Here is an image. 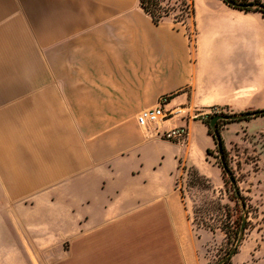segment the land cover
I'll list each match as a JSON object with an SVG mask.
<instances>
[{
	"label": "crops",
	"instance_id": "obj_1",
	"mask_svg": "<svg viewBox=\"0 0 264 264\" xmlns=\"http://www.w3.org/2000/svg\"><path fill=\"white\" fill-rule=\"evenodd\" d=\"M193 5L182 24L140 0H0V264H207L203 237L183 233L177 154L207 171L196 116L264 109V16ZM172 94L170 118L139 124ZM256 118L223 137L264 135ZM180 126L204 134L191 157L161 137ZM259 225L230 264H264Z\"/></svg>",
	"mask_w": 264,
	"mask_h": 264
},
{
	"label": "rangeland",
	"instance_id": "obj_2",
	"mask_svg": "<svg viewBox=\"0 0 264 264\" xmlns=\"http://www.w3.org/2000/svg\"><path fill=\"white\" fill-rule=\"evenodd\" d=\"M188 2H190V0H188ZM162 4L167 8L170 7L168 17L171 19L178 21V23H188L190 21L191 16L187 14L188 9L183 4V0H164ZM188 30L193 32L192 29ZM192 45L194 47L193 42ZM168 113V117L170 118L171 114L169 111ZM240 113L235 112L227 106H212L208 108L206 113L197 115L196 118L201 119L207 117L209 114L214 116L216 114ZM206 119L210 121L209 118ZM226 121L227 120H219L218 128L227 149V161L233 171L240 194L243 196L240 202L245 205L242 212L244 217L247 218L245 233L249 227L253 228L258 226V224H261L259 225V229H263L264 215L261 213L259 203L260 200L263 199L262 196L264 194V135L244 134L242 138L238 139V136H235V130L233 128L225 133V137H223L222 131L230 124ZM156 125L158 124H150L146 126V128ZM180 127L185 129V135L181 140H169L165 138V132L161 134V137L164 140L175 143V145L169 144L167 146V153L170 154L175 149H178L180 151L184 150L185 154L191 157L199 151L198 144L201 145L200 141L203 140L204 134L197 131L193 137L188 139V128L186 126ZM206 127L207 135H209L208 126L206 125ZM249 130L254 133L264 131V117L256 118L249 126ZM209 136L211 138L212 147L210 148V153L205 151L206 161L204 162L205 165L213 171L214 175L199 169L209 181L201 184L192 183L190 173L191 167L194 164L188 160H184L179 153L177 157H179L180 162L178 164V169L174 172V179L176 187L183 194L184 205H180V210L184 225V235L189 237L193 236L195 240L196 238L203 237L201 243H197L198 250L205 254L207 264H218L222 258L229 254L237 242L235 233L233 232L234 229L231 227L235 214V201L230 198V194L234 192L232 190V185H227L222 176V156L218 151L217 140L215 137ZM244 139H248L249 141L244 143ZM168 163H171L170 159H168ZM254 173L255 175L252 177ZM255 183H257L258 191L255 190V195H252L249 191H251V186L255 185ZM256 195L257 198L255 197ZM229 211L231 217L229 216ZM26 213V217L31 220V218H33L32 210L28 209ZM26 230L28 234L34 233L31 226L26 227ZM7 240L8 239L5 237L6 242Z\"/></svg>",
	"mask_w": 264,
	"mask_h": 264
},
{
	"label": "trees",
	"instance_id": "obj_3",
	"mask_svg": "<svg viewBox=\"0 0 264 264\" xmlns=\"http://www.w3.org/2000/svg\"><path fill=\"white\" fill-rule=\"evenodd\" d=\"M163 1L164 0H140V5L142 6V8L145 11H147L148 13L151 14L153 20L156 23H159L160 21H162L163 19H165L166 17L169 16L170 7L167 8V7L163 6V4H162ZM224 1L228 5L235 7V8H238L240 10H244L246 12L258 11V12H261L262 15L264 16V1H262V0H224ZM251 3H259V4H261V6L260 7L249 6L248 4H251ZM183 4L188 5V6H186V8L188 9L187 12L190 16H193L194 15L193 0H190V2H188V0H183ZM187 33H188L191 41L193 42L195 30L193 32H190L189 30H187ZM174 95L175 94L170 95L168 97V100H170L172 97H174ZM246 111H252V110L248 109ZM259 116H264V114L263 115H257L255 117H259ZM206 118H209L211 120L213 118V115L209 114V115H207V117H203L201 119L208 126V134L214 138V131L212 130V127H210V125H209L210 121H208V119H206ZM252 118L253 117L249 116V117H245V118H239L237 120H227L226 122L231 123V122H235V121L248 120V119H252ZM220 143L222 144V148H223V152L221 154V156H222V161H221L222 176H223L224 181L227 185L228 184L232 185V190L234 191L230 194V198L235 201V214L233 216L234 217L233 218V225L231 227H233V229H234L233 232L235 233V238L237 240L239 233H240L241 224H242V221L244 219V215L242 214L243 206H242V203L240 202V199H243V196H241L240 191L237 192V190H236L237 184L235 182H233L232 178L228 175V173L225 169V165H227L228 168L231 170L232 177L235 180V177L233 175V171L229 165V162L227 161V149H226V146H225V143H224L222 136H221ZM218 151L220 152L219 147H218ZM206 152L210 153V148H207ZM223 161L225 162V165H224ZM190 175H191V182L194 184L195 183L201 184L203 182L205 183V182L209 181L208 178L204 174H202L200 172V170L195 165H192ZM182 197H183V194H182ZM228 213H229V216L231 217L230 211ZM231 259H232V257L230 259H228L226 262H224L223 264H230Z\"/></svg>",
	"mask_w": 264,
	"mask_h": 264
},
{
	"label": "water",
	"instance_id": "obj_4",
	"mask_svg": "<svg viewBox=\"0 0 264 264\" xmlns=\"http://www.w3.org/2000/svg\"><path fill=\"white\" fill-rule=\"evenodd\" d=\"M248 5L252 6V7H260L261 6V4H259V3H251ZM263 114H264V109H257V110H252V111H245V112H242L240 114H216V115H214L213 118L210 120L209 125H210V127H212V129L214 131V137L217 140V144H218L220 153L222 154L223 148H222V144L220 143L221 135H220V131L218 128V121L219 120H237L239 118H245V117H249V116L255 117L257 115H263ZM223 163L225 165L224 161H223ZM225 169H226L228 175L232 178L233 182L236 183V181L234 180V178L231 175V170L228 168L227 165H225ZM236 190H237V192H239L238 186H236ZM242 206L245 208L244 203H242ZM246 224H247V218L244 217L242 224H241L240 234H239V237L237 239V242H236L234 248H232V250L229 252V254H227L224 258H222L218 262V264H223L224 262H226L228 259H230L233 255H235L237 253L238 246H240V244L244 238Z\"/></svg>",
	"mask_w": 264,
	"mask_h": 264
},
{
	"label": "built area",
	"instance_id": "obj_5",
	"mask_svg": "<svg viewBox=\"0 0 264 264\" xmlns=\"http://www.w3.org/2000/svg\"><path fill=\"white\" fill-rule=\"evenodd\" d=\"M185 6H188V5H185ZM182 24H185V23H182ZM167 100L168 98L164 97L161 99L160 104L157 107L153 109L142 110L137 116V120L139 124L142 126H148L150 124H159L160 122L168 119L169 113L165 109V103L167 102ZM184 135H185V129L182 127H176L164 133L165 138L169 140L171 139L181 140Z\"/></svg>",
	"mask_w": 264,
	"mask_h": 264
},
{
	"label": "bare ground",
	"instance_id": "obj_6",
	"mask_svg": "<svg viewBox=\"0 0 264 264\" xmlns=\"http://www.w3.org/2000/svg\"><path fill=\"white\" fill-rule=\"evenodd\" d=\"M207 171H208L209 173H212V174L214 175L213 171H212L209 167H207Z\"/></svg>",
	"mask_w": 264,
	"mask_h": 264
}]
</instances>
